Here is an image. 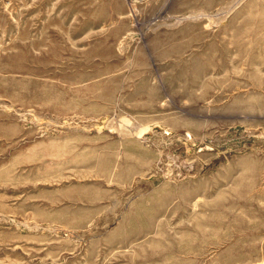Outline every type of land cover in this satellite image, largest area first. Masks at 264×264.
<instances>
[{
	"label": "rangeland",
	"instance_id": "374dc122",
	"mask_svg": "<svg viewBox=\"0 0 264 264\" xmlns=\"http://www.w3.org/2000/svg\"><path fill=\"white\" fill-rule=\"evenodd\" d=\"M0 264H264V0H0Z\"/></svg>",
	"mask_w": 264,
	"mask_h": 264
}]
</instances>
